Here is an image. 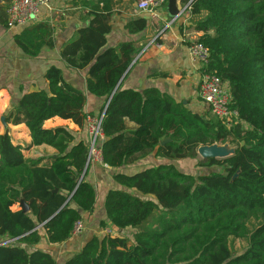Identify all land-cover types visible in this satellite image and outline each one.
Returning a JSON list of instances; mask_svg holds the SVG:
<instances>
[{
  "label": "trees",
  "instance_id": "1",
  "mask_svg": "<svg viewBox=\"0 0 264 264\" xmlns=\"http://www.w3.org/2000/svg\"><path fill=\"white\" fill-rule=\"evenodd\" d=\"M182 3L198 18L194 27L203 33L198 41L211 52L204 70L228 85L237 122L229 128L208 105L198 113L157 88L122 90L140 49L134 42L107 48L111 12L93 7L89 25L60 54L69 68L88 69V92L107 101L97 114H105L103 164L118 170L151 156L168 163L133 174L114 172L121 189L108 192L100 227L135 231L132 239L106 232L93 236L64 264H264V0ZM147 26L140 19L127 29L136 34ZM14 40L35 58L54 47V29L47 22L32 23ZM45 79L49 90L24 94L5 123L27 127L28 148L49 146L57 154L28 157L8 128L0 134V244L15 240L0 245V264H58L49 252L28 249L42 245V234L50 245L69 241L76 223L96 210V189L86 180L89 139L76 136L96 114L86 112L85 94L65 80L60 68H49ZM54 118L71 121L79 131L46 127ZM166 139L171 142L161 145ZM213 145H229L235 153L200 160L197 166L223 172L195 177L179 170L177 161L196 159L199 148ZM21 200L30 212H23ZM232 239L245 240L246 250L235 254Z\"/></svg>",
  "mask_w": 264,
  "mask_h": 264
},
{
  "label": "crops",
  "instance_id": "2",
  "mask_svg": "<svg viewBox=\"0 0 264 264\" xmlns=\"http://www.w3.org/2000/svg\"><path fill=\"white\" fill-rule=\"evenodd\" d=\"M139 2L140 0H49L48 5L42 7L34 23H49L54 29L55 44L53 48H43L38 57L31 58L22 52L14 40V36L25 27L9 28L3 23L7 22V9L10 2L0 0V121L2 122L9 111L17 107L24 94L35 89L49 90L45 74L53 66L60 68L65 80L85 94L86 112L96 115L101 112L107 101L88 92L86 83L88 69L80 71L69 68L60 54L64 44L80 28L89 25L92 19L90 13L95 6L101 11L111 12L112 30L107 36V48H117L122 43L134 42L140 49L121 82L122 90L142 93L146 89L157 88L178 102H186L191 110L198 113L204 112V105L198 96L202 66L192 58L189 51V46L203 35L194 27L198 18L191 16L188 5L178 0L179 9L182 11L178 18L169 16L166 3L159 10V21H153L149 12L139 10ZM140 19L148 21L147 28L140 33H130L127 25ZM4 113L6 115L1 116ZM125 121L128 127H135V123L129 119ZM45 126H68L75 132L79 131V128L71 121L60 118L47 121ZM7 128L12 138L13 135L24 134V137L13 138V140L27 149L28 157L48 158L57 154L49 146L28 148L31 137L24 124L13 126L3 123L0 134ZM76 136L78 139L88 140L85 130ZM144 160L146 162L143 165L150 163L147 167L152 166L151 161L156 162L153 166L164 162L157 161L153 156ZM144 160L131 165L133 168L136 167L133 170L129 168L131 166L111 170L103 163H91L86 180L95 186L97 205L93 215H84L82 234L73 236L61 245H50L42 234V248L40 245V247L29 248V252L41 248L52 254L58 264H64L67 259L80 252L93 236L104 235L105 230H110V228L102 230L100 227L101 222L106 220L105 198L110 190L121 189L120 185L114 181L113 173H136L141 170L137 167L143 166L141 162ZM117 231L112 230L111 233H118ZM125 231L127 230L121 232Z\"/></svg>",
  "mask_w": 264,
  "mask_h": 264
},
{
  "label": "built area",
  "instance_id": "3",
  "mask_svg": "<svg viewBox=\"0 0 264 264\" xmlns=\"http://www.w3.org/2000/svg\"><path fill=\"white\" fill-rule=\"evenodd\" d=\"M7 9V24L9 28L26 27L36 20L42 7L47 6L49 0H9ZM167 0H140L138 8L142 12H149L153 21H159V10ZM188 8V6H187ZM189 51L194 60L201 66V79L198 86V96L203 105L211 108V114L220 119L227 127L231 128L238 119V113L231 108L232 95L227 84L219 76L208 73L204 69L211 59L210 49L199 41L189 46ZM105 114L89 116L86 121V131L89 139L88 164L103 163L102 143L105 139L104 132ZM84 224L79 221L75 225L74 236L82 234ZM111 233L110 230H105Z\"/></svg>",
  "mask_w": 264,
  "mask_h": 264
},
{
  "label": "rangeland",
  "instance_id": "4",
  "mask_svg": "<svg viewBox=\"0 0 264 264\" xmlns=\"http://www.w3.org/2000/svg\"><path fill=\"white\" fill-rule=\"evenodd\" d=\"M201 101V100H200ZM185 104V102H183ZM203 104V103H202ZM191 109V108H190ZM6 114H2L1 116H5ZM2 124L3 122L0 121V127H2ZM7 126V125H5ZM20 137H24V134H16V135H13V138L15 139H19ZM228 148L229 149H233V147L229 146L228 145ZM200 160H203L201 158V156L198 154L197 158L196 159H188V160H182V161H177L176 162V165L177 167L179 168V170H181L182 172L184 173H188V174H191V175H194L195 177H199L201 175H207V174H210V173H213V172H223L224 171V168H219V167H215V168H201L199 166H197V163L200 161ZM159 161V160H157ZM161 161H164L162 163H168V161L166 160H161ZM146 161L144 160V162H141V164L143 165V163H145ZM156 162L154 163L153 161H151V165H155ZM149 164H146L143 165V166H139L137 167L138 169H145L144 167H147L149 166ZM138 166V165H137ZM130 169L132 168V170L136 167L133 168V166L129 167ZM158 218V215L157 217L153 220L154 223H156V220ZM151 227V226H150ZM114 233V232H113ZM135 233V231H132V230H127L125 232H118V233H114V234H118L120 236H123V237H127L129 239H132V236L133 234ZM43 245H41V248H42ZM231 247H232V250L235 254H240V253H243L246 248H247V242L245 240H239V239H232L231 240Z\"/></svg>",
  "mask_w": 264,
  "mask_h": 264
},
{
  "label": "water",
  "instance_id": "5",
  "mask_svg": "<svg viewBox=\"0 0 264 264\" xmlns=\"http://www.w3.org/2000/svg\"><path fill=\"white\" fill-rule=\"evenodd\" d=\"M167 12L171 18H178L182 11L179 9L178 0H167ZM185 104H187L185 102ZM108 106V105H107ZM106 106V107H107ZM2 122L5 124V118L2 119ZM171 142V139H166L161 142V145H166ZM235 153L234 149H229L228 145H213V146H205L198 149V154L201 156L203 160L207 159H225L233 156ZM88 166V165H87ZM58 192V189L55 190V193ZM21 208L24 213L30 212V208L23 200H21ZM39 226L37 229H39ZM14 239H9L1 243L0 245H7L14 242Z\"/></svg>",
  "mask_w": 264,
  "mask_h": 264
}]
</instances>
